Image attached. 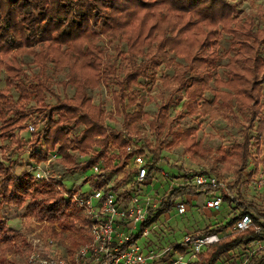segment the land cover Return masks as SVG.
<instances>
[{"label":"trees","instance_id":"trees-1","mask_svg":"<svg viewBox=\"0 0 264 264\" xmlns=\"http://www.w3.org/2000/svg\"><path fill=\"white\" fill-rule=\"evenodd\" d=\"M235 13V5L228 0H0V72L4 70L7 73L5 88L0 90L1 137L7 131L28 128V124L23 122L27 115L22 112L33 101L35 109H42L43 115L42 118L37 117L43 122V128L32 133V145L42 142L44 147L34 154L37 161L46 159V153L54 152L67 169L85 171L89 167L93 170L97 167L94 170L96 174L86 180L90 181L92 191L105 189L115 193L116 186L106 187V171L120 172L128 160H134L135 155L145 157L146 152L142 149L128 150L132 141L122 133L109 135L105 113L87 95V89H93L99 80H105L109 73L107 68L110 69L97 38L101 34L109 39H126L128 66L137 65V68L126 72L118 82L119 92L113 94L115 111L122 115L124 129L130 136H136L138 125L143 120L147 121L150 129L158 132L166 128L167 112L173 103L164 102L152 118L143 111L141 102L132 112L126 111L124 105V98L128 96L125 90L134 86L147 69L145 61L136 63L135 55L142 52V42L152 43L150 37L157 31L156 46L150 47L155 53H148V63L151 67L162 63L170 65L172 58L169 54L185 61L177 65L175 75L170 78L177 81L176 90H184L177 101L182 109L190 114L216 117L221 109L233 112L232 100L236 101L246 127L242 142L232 144L231 154L225 160L240 163V168H243L252 157L249 131L254 126L259 134L264 131V27L259 26L253 15L246 16L240 23ZM220 25L231 35L234 51L226 64L227 78L224 80L212 77L208 69L217 59L210 47L215 39L214 30ZM24 54L32 55L33 62L40 67L28 83L22 79L23 63L19 60V56ZM48 63L57 69L67 68L66 84L71 83L75 87L72 97L57 98L54 105L45 102V92H50L44 79ZM104 64H107L106 69ZM211 80L214 88L209 84ZM9 88L17 90L16 100L10 95ZM206 91L212 94L211 100L204 98ZM135 102L132 92L127 105ZM54 113L58 120L54 119ZM234 117L237 116L234 114ZM71 124L82 125V132L72 136ZM193 131V128H188L177 132L172 141H177L181 134L189 136ZM187 141H183L187 147L193 145L192 140ZM16 142L17 147L22 145V142ZM110 146L117 152L109 155ZM83 156H89L85 163L78 160ZM143 162L145 166L149 164L148 159H143ZM16 167L0 160V206L25 205L29 215L56 223L63 231H75L76 222L88 228L90 222L86 216L79 219L74 214L81 210L73 199L77 187L66 190L63 182L50 178H41L37 182L32 172L16 174ZM149 176L148 172L146 178ZM126 179L125 175L122 181ZM131 189L130 184L128 189L116 195L117 202L129 198ZM26 197L30 198L27 202ZM170 201L171 198L161 200L158 214L171 205ZM244 213L251 216L252 226L237 232L234 224ZM151 221L141 224L134 239ZM223 229L230 231L199 253H191L181 243L168 248V251L191 253L193 259L187 260L186 264H264V253L258 262H254L259 252H252L250 247V244L264 240L262 216L241 210L226 225H208L193 235L219 233ZM9 233H14V230L0 216V242L7 243ZM148 250L153 249L146 248Z\"/></svg>","mask_w":264,"mask_h":264},{"label":"rangeland","instance_id":"rangeland-1","mask_svg":"<svg viewBox=\"0 0 264 264\" xmlns=\"http://www.w3.org/2000/svg\"><path fill=\"white\" fill-rule=\"evenodd\" d=\"M228 2L235 5V16L240 23L245 20L246 16L253 15L259 26L264 27V0H228ZM222 28L223 26L220 25L214 30L215 39H213V45L210 48L216 53L217 59L209 65L208 69L212 77L217 76L224 80L227 78L226 64L234 55V51L231 35L224 32ZM156 32L152 33L150 37L152 43L142 42V52L135 55L136 63L145 61L147 69H144V75L138 78L134 86L125 90L126 93L128 92V96L124 98V105H126V111L132 112L137 110L141 102L143 111L152 118L164 102H173L167 112L166 128L158 132L150 129L147 121L143 120L138 125L139 129L136 130L137 135L130 136L123 127L122 115L115 111V95L113 94L119 92L118 82L131 68H137V65L135 67L128 66L129 48L124 38L109 39L101 34L98 36V46L110 69L107 68L109 73L105 80H99L96 87L87 89V95L91 102L100 105L105 113L109 135L122 133L125 138H130L132 141L130 146L134 150L142 149L146 152V156H142V158L149 161L147 170L150 176L148 178L137 182L135 162L130 159L120 172L106 171V187L116 186L115 194L118 196L131 184L130 196L122 200L123 204H127L132 196H137L139 199L151 198L148 220L152 221L145 227L148 233L146 236H138L135 241L144 252L146 248L150 247L155 253L160 254L168 248H173L175 244L182 243L186 234L193 235L195 232L203 231L206 226H213L216 223L226 225L241 210H248L257 216H262L264 223V131L259 134L255 130L256 126L249 131V135L252 137V157L248 159L243 168H240V163L226 161L225 157L231 154L232 144L242 142L243 130L246 127V122L238 110L236 101L232 100L233 112L221 109L220 114H216L217 118L210 114H190L182 109L177 101L184 90H176L178 83L170 78L175 75L177 65L185 63V61L174 54H169V58H172L170 65L162 63L158 67H151L147 58L150 51L155 53L152 49L150 50V47L156 46L158 41ZM19 60L23 63V81L31 82L40 67L33 62V57L30 54L19 56ZM107 64H104V69ZM67 73V68L57 69L48 63V67L44 71V79L50 89V92H45L46 104L54 105L57 103V98L62 99L65 96L72 97L74 95V85L66 84ZM6 78V71H1L0 90L5 88ZM209 84L214 88L212 80ZM8 91L15 100L18 98L15 88H9ZM132 92L136 102L127 105L128 99L132 97ZM212 97L210 92L204 93L206 100H211ZM262 101L264 102V99ZM26 106L22 114L27 115L23 122L28 124V128L22 131H7L4 133V137L0 135V160L7 165H17L16 174L34 173L37 182L41 178H50L63 182L66 190L77 187L74 197L92 193L90 181H86L87 178L96 174L92 167L85 171L67 169L58 161L54 152L46 153V159L37 161L34 154L44 150V147L42 142L32 145L34 140L32 133L43 128V122L37 118L38 116L42 118V109H35L33 101ZM29 108H33V110L29 111ZM262 111L264 115V108ZM234 114L237 117H234ZM57 118V114L54 113V119L58 120ZM71 125L72 136L82 132V125ZM30 126L33 130H30ZM188 128L194 130L191 135L181 134L177 141H172L177 132ZM173 132L174 134H172ZM186 139L187 143L192 140L193 145L187 147L183 142ZM16 141L22 142V145L17 147ZM176 142L181 144H174ZM116 152L117 149L109 147V155ZM78 160L85 163L89 160V156L80 157ZM152 165H154L153 168H151ZM37 173L41 177H37ZM201 173L217 176L231 196H225L222 190L219 191L223 194V201L218 210L203 206L206 193L212 192L208 189L203 191L202 189L205 187L197 188L195 186L194 177ZM125 175L127 179L123 182L122 178ZM167 198H171V205L164 212L158 214L162 204L160 200ZM29 199L26 197V202ZM178 202H183L185 205L183 214L177 213L176 204ZM92 203L96 204L94 198H92ZM74 214L79 219L85 217V212L82 209L77 210ZM0 216L15 233L8 234L7 243L0 242L1 264H41V260L53 258H60L65 264H73L76 254L90 240L87 226L76 222L75 231H63L56 223L38 220L29 215L25 205L17 207L1 204ZM122 227L127 230L125 226L121 225ZM121 228L120 231H124ZM140 229L141 226L138 223L137 227L131 230L134 237ZM229 231L230 229H223L218 234L221 237ZM250 247L252 252H259L254 258V262H258V258L264 253V240L250 244ZM191 253L181 254L167 251L154 264H168L169 261L177 259L179 256L187 261L193 259Z\"/></svg>","mask_w":264,"mask_h":264},{"label":"built area","instance_id":"built-area-1","mask_svg":"<svg viewBox=\"0 0 264 264\" xmlns=\"http://www.w3.org/2000/svg\"><path fill=\"white\" fill-rule=\"evenodd\" d=\"M30 130L33 128L30 126ZM128 150L133 149L131 146ZM137 182H142L148 173L147 166L144 165L143 158L140 155L134 156ZM97 170V167H94ZM37 177H41L39 173ZM194 184L197 188L205 187L203 191L208 189L212 193L207 194L204 198L203 206L209 209L218 210L223 201V191L225 196H229L227 188L221 183L217 176L213 174L201 173L194 177ZM218 191V193H216ZM92 198L96 200V204L92 203ZM74 202L85 212L86 218L89 220L88 225L90 240L76 254L73 264H154L161 258L168 249L163 252L155 253L153 250L143 251L137 245L134 234L131 230L137 227V224L148 220L151 209V198L145 197L139 199L137 196L130 197L127 204L123 201L117 202V196L114 192L97 189L88 195L74 197ZM161 201V200H160ZM154 205V204H153ZM178 214L185 212L183 202L176 204ZM127 228L120 231V226ZM252 226V218L249 214L241 215L234 224V230L237 232L249 229ZM146 228L141 235H147ZM218 233L200 234L184 236L182 245L186 246L193 254L201 252L204 248L219 241ZM41 264H65L60 258L49 260H41ZM168 264H186L182 256L172 259Z\"/></svg>","mask_w":264,"mask_h":264}]
</instances>
